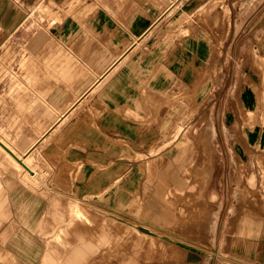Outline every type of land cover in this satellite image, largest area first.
<instances>
[{
  "label": "crops",
  "instance_id": "obj_1",
  "mask_svg": "<svg viewBox=\"0 0 264 264\" xmlns=\"http://www.w3.org/2000/svg\"><path fill=\"white\" fill-rule=\"evenodd\" d=\"M37 3L0 0V36ZM65 9L52 33L36 34L40 48L17 52L24 69L0 66V129L19 128L21 140L17 149L0 140V151L29 176L22 160L39 153L50 186L81 199L133 186L125 178L145 170L171 131V93L220 65L221 85L208 78L197 98L211 94L232 180L242 164L264 199V0H73ZM7 159L0 153V264H37L35 227L26 226L37 213L21 208L27 180Z\"/></svg>",
  "mask_w": 264,
  "mask_h": 264
},
{
  "label": "rangeland",
  "instance_id": "obj_2",
  "mask_svg": "<svg viewBox=\"0 0 264 264\" xmlns=\"http://www.w3.org/2000/svg\"><path fill=\"white\" fill-rule=\"evenodd\" d=\"M72 1L38 0L9 35L0 36V66L17 65L18 51L40 48L34 46L36 34L44 32L41 36L46 37L52 33L54 23L67 13V2ZM18 65L25 68L22 62ZM204 76L202 83L171 93L175 115L171 131L152 149L145 170L125 178L133 186L108 188L102 195L81 199L50 186V173L39 153L28 159L39 182L18 169L27 180L28 196L21 208L37 213V218L26 221L28 228L35 227L28 232L37 234L31 236L33 246L35 238L37 249H41L37 264H44V257L56 264H264V202H259L264 199L256 179L250 180L246 172L245 178L242 164H236L239 182L236 177L233 181L232 165L216 142L222 162L215 166L208 184L203 185L200 177L193 178L196 168L203 169L199 128L207 117L212 119L211 94L200 101L196 87L205 86L208 78L214 87L220 86L221 66H208ZM30 92L36 90H27ZM19 130L0 129V140L7 148L17 149ZM169 146L172 149H163ZM255 159L249 157L251 167L259 166ZM233 183L244 185L245 200L237 197ZM200 189L207 198L212 193L222 203L213 241L201 229L207 219L202 209L207 204L193 196ZM75 206L83 216L73 213ZM78 253L82 254L75 259Z\"/></svg>",
  "mask_w": 264,
  "mask_h": 264
},
{
  "label": "bare ground",
  "instance_id": "obj_3",
  "mask_svg": "<svg viewBox=\"0 0 264 264\" xmlns=\"http://www.w3.org/2000/svg\"><path fill=\"white\" fill-rule=\"evenodd\" d=\"M199 129H200V132L198 134V138H199L198 142H200V147H201V149H199V151H200L199 157H202L203 169L200 170V168L199 169L196 168L194 170V172H192V174H193V178L195 180H197L200 177V179H203V181H204L203 185H206V184H208V182L211 178V174L213 173L215 166L218 163L222 162V159L220 157V153H219L218 149H216V145H215L216 134H215L212 119L210 117H207L202 122ZM225 131H226V129H225ZM6 157L9 158V160L15 165L16 168L22 169V167L15 160H13L8 154H6ZM17 158L19 159L20 157L18 156ZM22 162L30 171H32V172H30L31 173L30 176H32L34 179L36 172L29 168V166H28L29 161L27 159H24V160H22ZM26 173L29 175V173L27 171H26ZM238 179L239 178L236 177V180H238ZM238 182H239V180H238ZM234 185H235V187L237 186V191H236L238 193V194L236 193L237 197H243L246 193V191L242 188L243 185L240 183L234 184ZM193 196H194V198H197V200H199V199L204 200V205L207 204V206L206 207L204 206L202 209V213L207 216V219L205 220L204 225H201V229L209 236V239H210L209 241H213V236H214V232H215V229L217 226L219 211H220L221 206H222L221 200H219V199L217 200L215 195L212 193H210L209 198H207V195H205L204 190H202V189L195 192ZM244 198L245 197H243V199ZM208 203H211L210 204L211 206ZM237 203H238V200H237ZM235 211H236V209H235ZM166 212H167V210H166ZM73 213L77 217H79V216L81 217L84 215L82 210L77 206L73 207ZM233 214H234V212H233ZM233 214L231 216H233ZM166 217H169V216H167V214H166ZM242 219L244 220V218H242ZM260 223H261V221H260ZM81 254L82 253L76 254L75 259L76 258L79 259ZM44 264H56V263L55 262L53 263L51 260L44 257Z\"/></svg>",
  "mask_w": 264,
  "mask_h": 264
},
{
  "label": "water",
  "instance_id": "obj_4",
  "mask_svg": "<svg viewBox=\"0 0 264 264\" xmlns=\"http://www.w3.org/2000/svg\"><path fill=\"white\" fill-rule=\"evenodd\" d=\"M10 155H12V153L9 151V150H7V148H5L3 145H1ZM13 156V155H12ZM14 157V156H13ZM20 162V161H19ZM25 167V166H24Z\"/></svg>",
  "mask_w": 264,
  "mask_h": 264
}]
</instances>
